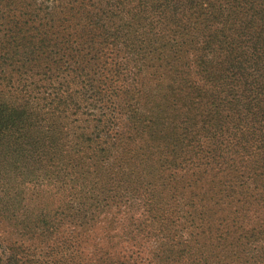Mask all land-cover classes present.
Listing matches in <instances>:
<instances>
[{
  "label": "trees",
  "instance_id": "obj_1",
  "mask_svg": "<svg viewBox=\"0 0 264 264\" xmlns=\"http://www.w3.org/2000/svg\"><path fill=\"white\" fill-rule=\"evenodd\" d=\"M143 34L158 37L159 57L176 56L163 95L176 141L157 147L159 160L182 164L171 197L142 198L153 184L113 168L122 145L135 153L126 133L143 72L127 69ZM30 190L58 196L66 221L101 217L108 228L124 216L108 238L157 235L166 264L183 256L179 232L193 224L226 246L216 263L264 264V0H0V199ZM100 252L106 264H140L127 247Z\"/></svg>",
  "mask_w": 264,
  "mask_h": 264
},
{
  "label": "rangeland",
  "instance_id": "obj_2",
  "mask_svg": "<svg viewBox=\"0 0 264 264\" xmlns=\"http://www.w3.org/2000/svg\"><path fill=\"white\" fill-rule=\"evenodd\" d=\"M149 36L142 35L146 49L144 52L138 51L136 60H132V63L130 61L127 69L131 73L135 72L134 68H140L144 74L143 76L140 73L138 78L137 86H141L140 91L143 96L134 102L133 107L137 113L132 122L131 137L126 133L130 139L127 147L134 149L135 153L127 156L125 146L122 145L123 154L118 162L115 160L113 168L116 172H122L125 179L130 181L139 179L142 183L150 181L153 184L152 187L147 186L146 190L142 187L139 191L142 198L147 197L148 193H152L151 196L159 195L161 188H167L171 197L177 187L171 188L173 184L170 179L175 177L178 182L180 181L183 174L182 164L180 165L178 161L173 164L159 160L157 147L164 141L169 142L170 138H173V143L176 141L174 137L177 133L171 131V123H168V117L172 115L173 101L163 96L168 82L166 79L169 75L166 71L168 61L172 59L175 62L176 56H173L172 51H170L172 55H169L168 51L162 52L164 55L159 57L157 53L163 50L155 43L158 37L148 39ZM108 61L111 65L112 60ZM149 76L153 77L149 78ZM55 85L57 86V82ZM80 87L78 86L77 89ZM193 113L194 110L191 109L187 123V127L191 129H188L187 133H182L183 136L188 137L194 131ZM124 123L121 118L116 130L123 129ZM74 130L79 131L77 128ZM136 132L139 133V139L135 136ZM144 146L143 150H139V147ZM136 172V175L131 174ZM20 195L22 198L19 197ZM59 202L58 196L38 195L32 190L25 191L24 194L18 192V195L10 200L0 199V203L5 204L3 212L0 209V264H106L103 263L104 255L100 249L110 245L114 250L122 246L127 247L128 253L137 256L140 264L147 262L166 264V261L162 260L161 243L157 235H149L143 240L137 239L138 241L131 243L118 242L115 238L109 239L108 236H114L120 231L124 216L116 217L115 225L108 228L104 226V219L101 217L93 220L88 216L77 220V216L71 213L70 219L66 221L64 218V216L68 217L66 213L55 207ZM174 202L171 201V206ZM111 210L104 217H110ZM193 225L181 228L179 233H184L189 242L183 256L178 257L177 262L173 264H234V261L216 263L212 254L226 249V246L219 245L220 243L216 241L212 242V235L209 236L207 232L201 235L200 230ZM210 229L212 230V227Z\"/></svg>",
  "mask_w": 264,
  "mask_h": 264
}]
</instances>
